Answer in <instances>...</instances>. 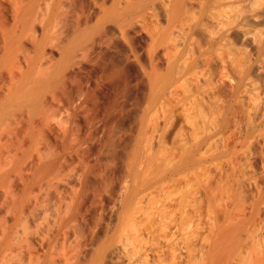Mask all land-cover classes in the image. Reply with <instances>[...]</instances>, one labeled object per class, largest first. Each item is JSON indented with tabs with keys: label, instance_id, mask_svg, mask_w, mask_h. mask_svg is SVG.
Wrapping results in <instances>:
<instances>
[{
	"label": "bare ground",
	"instance_id": "bare-ground-1",
	"mask_svg": "<svg viewBox=\"0 0 264 264\" xmlns=\"http://www.w3.org/2000/svg\"><path fill=\"white\" fill-rule=\"evenodd\" d=\"M98 65L140 95L95 152ZM0 264H264V0H0Z\"/></svg>",
	"mask_w": 264,
	"mask_h": 264
},
{
	"label": "rangeland",
	"instance_id": "rangeland-1",
	"mask_svg": "<svg viewBox=\"0 0 264 264\" xmlns=\"http://www.w3.org/2000/svg\"><path fill=\"white\" fill-rule=\"evenodd\" d=\"M83 72L80 73L79 76H77L79 87L84 88V90L88 95V97H86V103L84 106L85 118L81 123V126L83 128L82 139L87 141H95L94 150L95 152H98L99 150H103L104 147L106 146L105 142L109 137V130L112 126L116 128L117 130L116 134L118 135V138L124 137V134L128 130V127L131 123V114L126 111L127 108L123 107V105H126L128 103H130L128 105L131 104L134 105L136 99L140 95V87L136 82V74L134 70H131L129 77L126 81L114 82V83L104 81V75H103L102 67L100 65L91 69L88 68ZM242 114L243 113H241V115ZM239 117H236V119L237 118L239 119ZM240 118H242V116ZM238 119H237L238 122L243 120V119L241 120ZM98 122H100L99 123L100 126L97 128L96 125L94 124H97ZM233 124L235 125L233 121V117H231L229 124H227V126L223 129L222 132L224 134V135L222 134V136H224L222 143L224 142L225 143L224 144H222L221 142L219 144L217 143L214 146L217 145L218 146L214 147V149L217 148V150L219 149V151H222V149H225V146L228 147L233 144V141L231 139L233 126H234ZM228 138L229 141H227ZM235 161L236 164L238 162V164L236 165L237 168L235 167V169L238 170V167L241 168L239 166L241 160L238 159V160H234L233 162ZM221 162L222 165H215V166L210 165L209 161L207 163L205 162L203 163L204 169L207 170L208 168V167L206 168L207 165L208 166L210 165L209 167H211L208 169L209 173L206 172L207 174H205L208 176L207 182L208 183L210 182L209 184L211 187L228 183L236 175L235 173L237 174L239 173L236 170H234L233 167L235 166L234 165L235 163H233L232 161H230V163L228 164L226 162H223V160H218L217 164H220ZM231 164L234 166L231 167L230 166ZM257 164H258L257 161H255L254 159H249L246 164V166L248 167L247 169L244 170L245 173L248 174L249 172H251V174H255ZM212 166H214L215 169L212 168ZM240 170L244 172L242 169ZM233 171L234 173H232ZM203 172L205 173V170ZM244 189L249 190V188L247 187ZM245 193L249 194L250 192L245 191ZM202 209L204 210V208ZM201 210L200 212L203 211Z\"/></svg>",
	"mask_w": 264,
	"mask_h": 264
}]
</instances>
